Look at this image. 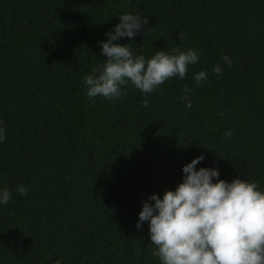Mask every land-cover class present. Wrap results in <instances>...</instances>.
Returning <instances> with one entry per match:
<instances>
[{
    "label": "trees",
    "instance_id": "16d2710c",
    "mask_svg": "<svg viewBox=\"0 0 264 264\" xmlns=\"http://www.w3.org/2000/svg\"><path fill=\"white\" fill-rule=\"evenodd\" d=\"M125 12L148 23L116 43L146 58L191 47L198 62L152 93L90 99L82 77ZM0 121V264H159L137 213L191 158L264 190V0H0Z\"/></svg>",
    "mask_w": 264,
    "mask_h": 264
},
{
    "label": "clouds",
    "instance_id": "9594fccd",
    "mask_svg": "<svg viewBox=\"0 0 264 264\" xmlns=\"http://www.w3.org/2000/svg\"><path fill=\"white\" fill-rule=\"evenodd\" d=\"M118 18L106 30V39L99 41L103 63L82 77L88 98L116 100L129 84L146 95L173 76L183 79L188 66L198 62L199 51L191 47L157 50L147 58L134 54L130 45L115 41L124 37L132 41L145 31L148 17L125 12ZM220 59L231 65L228 55ZM222 71L219 63L211 68L212 73ZM208 75L202 69L192 78L199 85ZM191 91L185 87L181 96L188 108ZM141 106L147 107L148 100H142ZM4 132L0 126V142L5 140ZM224 135L227 138L232 133L229 130ZM203 159L202 153L191 158L181 166V181L173 189L159 195L153 192L141 202L136 227L147 222L152 254L159 264H264V190L252 180L220 178L216 167H196ZM16 191L23 196L27 189L18 184ZM11 196L7 187H0V205Z\"/></svg>",
    "mask_w": 264,
    "mask_h": 264
}]
</instances>
